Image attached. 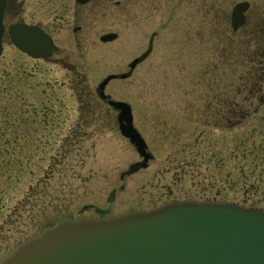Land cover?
Returning <instances> with one entry per match:
<instances>
[{
  "label": "rangeland",
  "instance_id": "obj_1",
  "mask_svg": "<svg viewBox=\"0 0 264 264\" xmlns=\"http://www.w3.org/2000/svg\"><path fill=\"white\" fill-rule=\"evenodd\" d=\"M11 2L18 20L43 28L58 52L47 62L31 60L5 40L0 82L34 74L29 83L35 92L53 85L63 109L44 130L41 118L30 117L37 106L31 99L18 106L19 117L9 110L7 119L0 104V259L61 219L221 198L264 213V107L233 129L213 127L212 117L200 113V85L229 72L216 63L222 37L202 25L200 0H96L83 8L73 0ZM110 33L117 40L101 45L98 38ZM149 41L152 51L131 77L104 92L129 104L154 158L129 174L141 159L118 134L116 114L97 99L95 88L108 75L126 73ZM233 182L235 190L228 188Z\"/></svg>",
  "mask_w": 264,
  "mask_h": 264
},
{
  "label": "water",
  "instance_id": "obj_2",
  "mask_svg": "<svg viewBox=\"0 0 264 264\" xmlns=\"http://www.w3.org/2000/svg\"><path fill=\"white\" fill-rule=\"evenodd\" d=\"M243 6L233 9V23L241 25ZM4 7L0 0V54ZM9 35L15 48L33 59L52 55L51 40L37 28L15 25ZM114 40L107 35L100 42ZM146 56L129 64L128 73L107 76L95 90L100 100L119 111V133L142 158L141 169L152 157L132 126L130 108L110 101L104 90L112 81L128 79ZM0 264H264V213L231 204L171 202L110 218L62 219L16 245Z\"/></svg>",
  "mask_w": 264,
  "mask_h": 264
},
{
  "label": "flooded vegetation",
  "instance_id": "obj_3",
  "mask_svg": "<svg viewBox=\"0 0 264 264\" xmlns=\"http://www.w3.org/2000/svg\"><path fill=\"white\" fill-rule=\"evenodd\" d=\"M94 1L96 0H91ZM200 2L202 25L209 24L213 27L210 32L218 33V36L222 37L220 41L216 40L215 47L219 50L221 48L222 52L216 63L221 68L229 70L228 73L224 72L225 76H221L215 84L211 80H206L200 85L203 101L200 113L205 119L212 117L213 127L233 129L248 118L261 115L263 112L264 0H219L218 4L212 5L202 0ZM10 3L7 0L4 12L5 26L20 22L14 15V6ZM239 4H246L242 14L243 23L239 28L233 29L230 13ZM202 31H206L202 37H207L209 31L206 29ZM254 102L257 103L256 107L253 105ZM202 158L204 156H199L200 160ZM234 186L233 182L228 188L235 190Z\"/></svg>",
  "mask_w": 264,
  "mask_h": 264
},
{
  "label": "trees",
  "instance_id": "obj_4",
  "mask_svg": "<svg viewBox=\"0 0 264 264\" xmlns=\"http://www.w3.org/2000/svg\"><path fill=\"white\" fill-rule=\"evenodd\" d=\"M34 74L29 76L22 75L19 76L17 74L13 76H5L4 79L0 82V104L3 103L1 110L4 111L3 117L7 119L10 117L8 112L9 110H21L19 107L27 106L28 99H31L35 103H43L42 107L45 106V113L42 112V117L47 118V124L55 125L57 118L60 116L57 110L63 108L62 99H58L55 90V87L49 83H46L44 86L47 90L43 91V94L48 95L45 96L43 99L42 97L38 96V94L42 95L41 92H35V89L29 83L31 77ZM32 93L31 95H29ZM57 97V98H56ZM41 104L38 108H32L34 113L32 114L33 117H38L39 112L36 110H42ZM17 114H21L17 111Z\"/></svg>",
  "mask_w": 264,
  "mask_h": 264
}]
</instances>
